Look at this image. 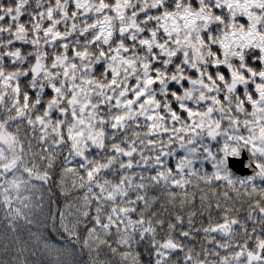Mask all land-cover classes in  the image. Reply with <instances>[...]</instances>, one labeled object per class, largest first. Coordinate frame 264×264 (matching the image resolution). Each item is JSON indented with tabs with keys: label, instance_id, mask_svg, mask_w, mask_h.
<instances>
[{
	"label": "snow or ice",
	"instance_id": "6c2138e0",
	"mask_svg": "<svg viewBox=\"0 0 264 264\" xmlns=\"http://www.w3.org/2000/svg\"><path fill=\"white\" fill-rule=\"evenodd\" d=\"M241 148L250 175L227 166ZM56 171L90 264H264V0H0L12 231Z\"/></svg>",
	"mask_w": 264,
	"mask_h": 264
},
{
	"label": "trees",
	"instance_id": "16d2710c",
	"mask_svg": "<svg viewBox=\"0 0 264 264\" xmlns=\"http://www.w3.org/2000/svg\"><path fill=\"white\" fill-rule=\"evenodd\" d=\"M22 19H28L27 15L23 16ZM178 154H182V151L178 150ZM198 164L199 162H197V166ZM204 166L206 168L211 167L208 162H205ZM57 176L58 171L53 173L47 184L35 179L32 181L38 188V191L32 193L33 201L41 204L39 210L35 208L25 209L26 214L31 211L29 218L32 220V223H27L22 219L17 220L16 230L12 231L7 224L5 210L0 206V261L13 264L12 257L19 256L22 252L23 258L28 264H90L88 249L83 247L82 239L80 243H77L75 237H69L59 226L60 209L65 206L67 201L74 200V197L78 193L77 190L73 189L71 195L61 194L60 188L56 183ZM256 198L259 199L258 196ZM249 203L251 201L245 199L243 204L245 211L240 213L241 218L246 215V209ZM52 213H55V221L52 220ZM54 224L56 230L53 228ZM88 226L91 225L89 224ZM250 229L251 223L249 222ZM79 232L82 238L86 233L84 225L80 226ZM34 233L40 237L39 240L33 235ZM197 235L198 237H202L203 233ZM214 235H216L217 239L223 238L219 234ZM45 241L60 249L59 254L54 253L50 255L44 248ZM241 242H243L242 238ZM193 243L197 250H199V239L193 241ZM207 247L211 248L212 245L208 244ZM249 247H252V241H249ZM137 250L143 252V245L138 246ZM221 254H225V252L221 250ZM107 257L111 258V254L107 253ZM101 258H105V253H101ZM209 258L214 259L215 257L210 256Z\"/></svg>",
	"mask_w": 264,
	"mask_h": 264
},
{
	"label": "flooded vegetation",
	"instance_id": "af4514ba",
	"mask_svg": "<svg viewBox=\"0 0 264 264\" xmlns=\"http://www.w3.org/2000/svg\"><path fill=\"white\" fill-rule=\"evenodd\" d=\"M214 146H215V142H214ZM232 157H234L238 161V164L240 165L242 169H244V167L245 168L249 167L248 165H249L250 153L247 150V148H241L240 154L236 156H232ZM227 166H228V162H227ZM256 184H257V187L264 186V179H261V180L257 179Z\"/></svg>",
	"mask_w": 264,
	"mask_h": 264
},
{
	"label": "water",
	"instance_id": "95a60500",
	"mask_svg": "<svg viewBox=\"0 0 264 264\" xmlns=\"http://www.w3.org/2000/svg\"><path fill=\"white\" fill-rule=\"evenodd\" d=\"M229 169L233 172V174L238 176H246L252 173V168L249 166L246 169H242L238 164V161L235 158H228Z\"/></svg>",
	"mask_w": 264,
	"mask_h": 264
}]
</instances>
